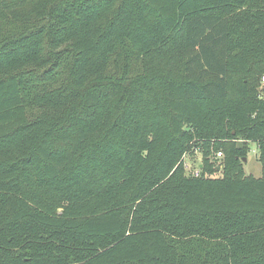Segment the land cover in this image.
I'll return each mask as SVG.
<instances>
[{
    "label": "trees",
    "instance_id": "1",
    "mask_svg": "<svg viewBox=\"0 0 264 264\" xmlns=\"http://www.w3.org/2000/svg\"><path fill=\"white\" fill-rule=\"evenodd\" d=\"M263 76L264 0H0V264H264Z\"/></svg>",
    "mask_w": 264,
    "mask_h": 264
},
{
    "label": "rangeland",
    "instance_id": "2",
    "mask_svg": "<svg viewBox=\"0 0 264 264\" xmlns=\"http://www.w3.org/2000/svg\"><path fill=\"white\" fill-rule=\"evenodd\" d=\"M202 150L199 149H191L183 158V166L185 167V172L187 175H193L199 169L200 164L203 161L202 158ZM256 151V153H254ZM218 151H213L211 154V160L215 165H221L220 159L217 157ZM216 157L218 159H216ZM244 171L246 175H252L256 178H260L262 176V163L259 160V149L255 144L251 145L250 153L247 157V161L244 163ZM212 177H220V171H217L216 174L212 175Z\"/></svg>",
    "mask_w": 264,
    "mask_h": 264
},
{
    "label": "built area",
    "instance_id": "3",
    "mask_svg": "<svg viewBox=\"0 0 264 264\" xmlns=\"http://www.w3.org/2000/svg\"><path fill=\"white\" fill-rule=\"evenodd\" d=\"M262 92H263V97H264V76L261 78V82H260V88H259ZM256 145V144H255ZM257 147V145H256ZM259 149V147H257ZM254 153H256V151H254ZM218 158L222 157V153H218L217 154ZM259 157H260V149H259ZM200 170L198 169L195 173L194 176H199Z\"/></svg>",
    "mask_w": 264,
    "mask_h": 264
},
{
    "label": "water",
    "instance_id": "4",
    "mask_svg": "<svg viewBox=\"0 0 264 264\" xmlns=\"http://www.w3.org/2000/svg\"><path fill=\"white\" fill-rule=\"evenodd\" d=\"M244 162H246V159H244ZM218 169H220V168H218Z\"/></svg>",
    "mask_w": 264,
    "mask_h": 264
}]
</instances>
